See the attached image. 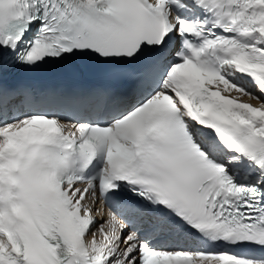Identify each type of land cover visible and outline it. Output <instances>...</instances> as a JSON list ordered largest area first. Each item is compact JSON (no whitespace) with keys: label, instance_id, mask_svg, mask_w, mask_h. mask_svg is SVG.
<instances>
[{"label":"snow or ice","instance_id":"1","mask_svg":"<svg viewBox=\"0 0 264 264\" xmlns=\"http://www.w3.org/2000/svg\"><path fill=\"white\" fill-rule=\"evenodd\" d=\"M0 264H264V0H0Z\"/></svg>","mask_w":264,"mask_h":264},{"label":"bare ground","instance_id":"2","mask_svg":"<svg viewBox=\"0 0 264 264\" xmlns=\"http://www.w3.org/2000/svg\"><path fill=\"white\" fill-rule=\"evenodd\" d=\"M253 103H255V101H253Z\"/></svg>","mask_w":264,"mask_h":264}]
</instances>
